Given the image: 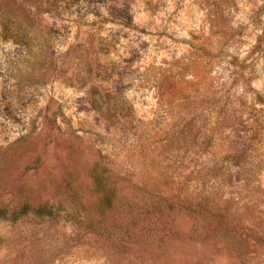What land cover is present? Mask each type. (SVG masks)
<instances>
[{"label":"rangeland","instance_id":"obj_1","mask_svg":"<svg viewBox=\"0 0 264 264\" xmlns=\"http://www.w3.org/2000/svg\"><path fill=\"white\" fill-rule=\"evenodd\" d=\"M2 20L0 264H264V0H0ZM96 171L213 206L249 247L131 244L152 215L96 212Z\"/></svg>","mask_w":264,"mask_h":264},{"label":"trees","instance_id":"obj_2","mask_svg":"<svg viewBox=\"0 0 264 264\" xmlns=\"http://www.w3.org/2000/svg\"><path fill=\"white\" fill-rule=\"evenodd\" d=\"M45 1L47 6L55 11L59 9L64 0H40ZM5 19V17H2ZM4 22V20H2ZM5 23V22H4ZM13 26L1 24L3 41L13 42L18 40L20 34L13 30ZM96 103H98L96 101ZM106 105L105 113L111 110L118 111V107ZM104 106H98L102 111ZM96 187V212L111 214L112 216L134 214L133 212L148 213L152 219L145 225L142 232L134 227H128L130 243L136 244L159 243L163 239L171 242H179L185 245L190 243H212L239 248H248L251 238L248 234L237 232L226 226L216 224L213 215L215 207L200 208V206L188 203L177 204L174 198L166 197L165 194L154 192L150 185L142 182H129L123 187L118 181L112 180L110 174L97 172L95 177ZM148 191V192H147ZM120 202V203H117ZM7 210L0 208V218H7ZM53 213V205L45 203L38 207H32L28 203L19 205L11 214V218H19L33 215L37 217L50 216ZM131 216V215H130ZM223 224V223H222ZM221 224V225H222Z\"/></svg>","mask_w":264,"mask_h":264}]
</instances>
